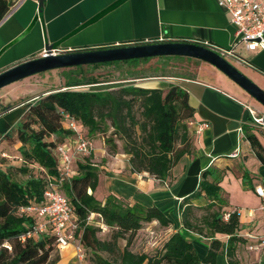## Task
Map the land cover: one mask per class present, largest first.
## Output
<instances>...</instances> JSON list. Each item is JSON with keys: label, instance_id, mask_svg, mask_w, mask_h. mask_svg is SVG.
Returning a JSON list of instances; mask_svg holds the SVG:
<instances>
[{"label": "crops", "instance_id": "crops-1", "mask_svg": "<svg viewBox=\"0 0 264 264\" xmlns=\"http://www.w3.org/2000/svg\"><path fill=\"white\" fill-rule=\"evenodd\" d=\"M233 40L234 29L228 16L214 0H41L40 5L38 0H22L0 21V72L36 57L47 46L69 52L181 41L227 49ZM234 52L244 64L224 60L264 91V45L247 51L239 44ZM158 58L147 61L157 63L152 69L159 73L164 71L161 64L179 61L194 66L197 75H159L165 79H149L143 87L163 89L167 84L179 85L193 109V123H204L206 127L198 136L189 127L193 136L192 153L181 158L164 182L146 173L130 172L127 156L109 155L100 145L91 144L90 161L98 171L92 196L101 203L106 196L113 195L129 204L157 208L169 225L165 228L156 222L149 225H157V232L166 239L179 231L180 202L195 191L200 172L213 167L222 172L221 211L239 212L237 234L245 244L237 246L235 258L238 264H259L264 258V213L259 209L260 200L254 187L264 190V130L250 125L245 108L257 112L264 108L205 62L186 57L167 61ZM146 78L150 77L143 79ZM3 99L0 95V152L7 156L6 151L15 149L17 144H7L3 136L19 121L25 106L16 104L1 111ZM247 135L254 136L259 143L262 162L251 150ZM235 151L236 155L231 157ZM76 159L73 156V162ZM193 204L202 205L203 200H194ZM87 224L107 231L95 214L87 217ZM185 236L192 242L198 258H202L208 241L189 232ZM153 245L146 242L136 252L130 251L148 253ZM71 253L69 247L57 251L56 264H69ZM214 264H227L223 250L216 255Z\"/></svg>", "mask_w": 264, "mask_h": 264}, {"label": "trees", "instance_id": "trees-1", "mask_svg": "<svg viewBox=\"0 0 264 264\" xmlns=\"http://www.w3.org/2000/svg\"><path fill=\"white\" fill-rule=\"evenodd\" d=\"M11 5V0H0V21ZM135 75L119 79L127 82L89 90L80 87L93 88L97 82L83 78L41 95L23 108L19 121L3 136V141L17 147L7 150V156L0 152V264H56L58 260L50 234L20 240L35 218L19 210L39 206L43 192L57 177L55 149L72 136L64 115L74 120L85 138L100 135L107 154L127 156L130 172L146 173L161 182L170 178L171 169L182 157L192 153L193 136L187 123L193 121V109L186 92L174 83L163 89L146 88L135 84L134 80L142 78ZM246 137L262 162L259 143L252 135ZM90 159V155L77 157L74 175L60 190L75 218L74 237L84 249L87 264H214L222 250L227 264H238L235 251L245 240L237 234L234 213L222 219L220 170L208 167L200 172L195 191L179 204V231L148 253H133L131 243L143 225L156 222L165 228L169 221L153 206L129 204L113 195L102 203L97 201L92 193L98 171ZM199 199L202 205L193 204ZM196 212L203 213L198 216ZM90 214L97 215L108 229L107 239L97 238L100 228L87 224ZM187 232L208 241L202 258L186 238ZM118 241L123 244L119 246Z\"/></svg>", "mask_w": 264, "mask_h": 264}, {"label": "built area", "instance_id": "built-area-1", "mask_svg": "<svg viewBox=\"0 0 264 264\" xmlns=\"http://www.w3.org/2000/svg\"><path fill=\"white\" fill-rule=\"evenodd\" d=\"M20 1L22 0H13L5 16ZM214 1L216 6L227 14L228 21L234 29V40L227 49L214 48L206 44L203 46L223 59H233L244 64L245 62L235 54L234 48L242 44L245 50L253 51L257 47L264 45V0ZM60 53L61 50L58 48L43 49L36 57L44 58L47 56H56ZM245 109L250 117V125L255 129L264 130V109L258 112L248 107ZM64 119L68 129L72 132L71 139L57 146L55 149L58 162V174L56 179L49 183L47 189L43 192L41 204L37 207L27 206L19 210L20 213L32 215L35 218V222L20 237V240L23 241L26 238H35L48 233L53 237L57 251L69 247L72 249L76 264H87L84 249L74 237V232L76 231L75 218L72 215L67 200L60 194V190L62 185L68 182L72 176L71 165L73 156H89L92 152V146L91 142L84 137L72 118L64 115ZM187 125L188 127H192L195 136H198L206 127L204 123H193V121L188 122ZM235 155L236 151L230 156L234 157ZM254 193L260 200L259 209L264 213L263 188L255 186ZM231 213L237 216L239 212L235 210ZM229 214L224 213L222 219L227 220ZM259 264H264V258H261Z\"/></svg>", "mask_w": 264, "mask_h": 264}, {"label": "rangeland", "instance_id": "rangeland-1", "mask_svg": "<svg viewBox=\"0 0 264 264\" xmlns=\"http://www.w3.org/2000/svg\"><path fill=\"white\" fill-rule=\"evenodd\" d=\"M13 0H11L12 2ZM149 60V59H148ZM158 60L167 61L170 60V57H159ZM173 60V59H172ZM147 59H133L127 61H119V62H111L110 64H97V65H85V66H75V67H67L61 69H54L44 71L33 76L22 79L18 82H15L7 87H4L0 90V95L4 96L5 99L2 100L1 106H12V105H22L26 106L30 101L36 99L41 95H45L48 92L59 90L67 83H78L83 78H94L97 84L90 86H81L82 90L89 89H102L108 85H114L117 83L127 82L119 79L128 78L131 74H136L140 79L134 80L135 84L140 86H144L148 80L159 81L161 78L159 75H175V74H191L197 75V69L194 66H190L185 64L184 62L179 61H171L170 63L161 64L162 68H164L163 72H157L153 70L152 67H156L157 63L149 62ZM145 62V63H144ZM161 71V70H160ZM166 71V72H165ZM135 75V76H136ZM150 77L143 79L145 77ZM259 108V105L256 108ZM84 134V133H83ZM88 140L91 142L93 147L100 145L105 149L103 139L100 135H96L94 137H88ZM117 146H120V143H116ZM14 151H11L13 153ZM11 156L10 154L8 155ZM11 158V157H10ZM77 160V159H76ZM75 160V161H76ZM80 160V159H79ZM72 173L74 175L75 172V162H72L71 165ZM203 212H196L199 216ZM158 226H150L149 224L143 225V228L138 232L136 237L131 243L130 250L136 252V250L140 249L141 244L146 242L154 243V247H157L161 241L163 240V236H161L157 230ZM108 229L107 231L100 230L97 233V237L100 239L108 238ZM123 244L122 241H118V245L121 246ZM152 247V248H154ZM55 254L52 251L51 256ZM103 255V254H102ZM87 257L90 255L87 253ZM73 254L71 253V259L68 261L69 264H74ZM73 261V262H72ZM246 264V263H243ZM247 264H257L256 262H249Z\"/></svg>", "mask_w": 264, "mask_h": 264}, {"label": "water", "instance_id": "water-1", "mask_svg": "<svg viewBox=\"0 0 264 264\" xmlns=\"http://www.w3.org/2000/svg\"><path fill=\"white\" fill-rule=\"evenodd\" d=\"M41 0H38L40 5ZM45 49H50L47 46ZM186 57L205 62L223 74L264 108V91L226 60L207 47L194 42L167 41L61 52L56 56L34 57L0 72V89L35 74L67 67L146 59Z\"/></svg>", "mask_w": 264, "mask_h": 264}, {"label": "flooded vegetation", "instance_id": "flooded-vegetation-1", "mask_svg": "<svg viewBox=\"0 0 264 264\" xmlns=\"http://www.w3.org/2000/svg\"><path fill=\"white\" fill-rule=\"evenodd\" d=\"M83 50H86V49H83Z\"/></svg>", "mask_w": 264, "mask_h": 264}]
</instances>
